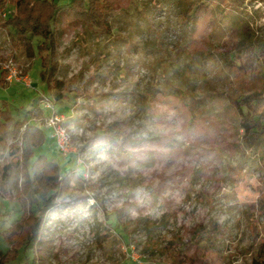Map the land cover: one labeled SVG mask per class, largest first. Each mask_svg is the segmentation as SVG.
<instances>
[{"label":"rangeland","instance_id":"obj_1","mask_svg":"<svg viewBox=\"0 0 264 264\" xmlns=\"http://www.w3.org/2000/svg\"><path fill=\"white\" fill-rule=\"evenodd\" d=\"M106 1L111 34L61 18L45 84L4 26L15 0H0V68L11 59L32 82L3 80L0 111L41 126L34 155L66 176L18 264H248L264 240V141L243 143L235 100L264 91V55L235 47L243 31L264 37V0ZM42 96L69 133L66 154L43 126ZM22 129L0 116L2 213L22 181L11 164Z\"/></svg>","mask_w":264,"mask_h":264},{"label":"trees","instance_id":"obj_2","mask_svg":"<svg viewBox=\"0 0 264 264\" xmlns=\"http://www.w3.org/2000/svg\"><path fill=\"white\" fill-rule=\"evenodd\" d=\"M208 2L241 7L245 0H198L197 7ZM15 14L9 16L4 26L9 30L10 40L28 57L40 59L39 78L43 83L57 72L55 56L59 44L58 29L61 18L67 24L81 22L97 31L111 34L106 19L110 7L106 0H71L60 4L57 0H15ZM253 47L256 55H264V37L254 38L249 32L240 33L235 50L240 52ZM235 55V54H234ZM232 55V56H234ZM225 61L230 62L226 59ZM5 71L0 68V84ZM59 98V95H56ZM4 104V103H3ZM238 127L241 139L249 148H255L264 141V91H255L235 100ZM0 116L7 127H15L19 134L20 160L14 161L22 177L16 197L0 211V264H18L27 258L34 246L42 241L43 226L47 212L59 199L65 174L58 161L40 153L34 155L37 147L45 140L41 126L30 119H13L9 110L2 109ZM248 264H264V240L254 251Z\"/></svg>","mask_w":264,"mask_h":264},{"label":"built area","instance_id":"obj_3","mask_svg":"<svg viewBox=\"0 0 264 264\" xmlns=\"http://www.w3.org/2000/svg\"><path fill=\"white\" fill-rule=\"evenodd\" d=\"M3 16H6V14L3 13ZM2 68L6 71V75L4 77V82L6 84L16 81L23 83L26 87L32 86V82L29 79L28 74H23L20 70H18L15 67V63L12 62L11 59L5 62ZM41 102L43 103V107L47 109L43 126L48 131L49 137L55 144L56 149L60 153L66 154L69 151L68 147L70 145V136L64 126L60 123L62 117L58 116L54 109V104L50 99L42 96Z\"/></svg>","mask_w":264,"mask_h":264}]
</instances>
